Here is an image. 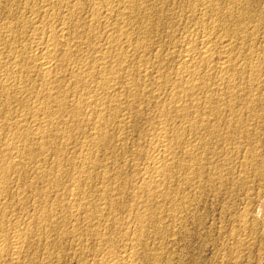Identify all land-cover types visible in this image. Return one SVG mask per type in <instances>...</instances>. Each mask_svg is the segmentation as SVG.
Returning a JSON list of instances; mask_svg holds the SVG:
<instances>
[{
  "label": "bare ground",
  "instance_id": "6f19581e",
  "mask_svg": "<svg viewBox=\"0 0 264 264\" xmlns=\"http://www.w3.org/2000/svg\"><path fill=\"white\" fill-rule=\"evenodd\" d=\"M22 12L30 34L24 20L1 28L0 264L176 259L204 198L258 160L264 8L33 0ZM142 117L157 124L130 138ZM250 207L236 220L260 236Z\"/></svg>",
  "mask_w": 264,
  "mask_h": 264
},
{
  "label": "rangeland",
  "instance_id": "374dc122",
  "mask_svg": "<svg viewBox=\"0 0 264 264\" xmlns=\"http://www.w3.org/2000/svg\"><path fill=\"white\" fill-rule=\"evenodd\" d=\"M32 1L0 0V51L5 48L4 41L1 40L5 34L1 32V28L6 24L24 20L27 34L32 32V15L22 12ZM249 3L254 9L264 8V0H249ZM23 44L24 42L19 40L14 43L16 46ZM5 61L0 58V64ZM149 107L143 105V110L147 109L148 117H153L154 109ZM156 122L157 120L147 122L143 117L137 118L140 128L137 130L129 126L127 133L132 139L139 138L142 128H153ZM256 136L258 141L251 154L258 160L245 166L241 170V179L231 183L228 190L222 192L223 195L204 198L206 205L202 207L201 203L196 213L200 220H189L185 224V234L180 237V243L172 249L176 259L170 262V257L159 255L158 264H264V232L260 236L251 234L236 220L238 216L245 214L244 206L250 204V217L256 216L264 223V129L258 130ZM147 153L146 149H141L138 150L137 156L142 159ZM237 170H240L238 166L235 168V171ZM131 171L130 168L129 172L132 173ZM260 195L263 196L262 202L258 200ZM232 232L235 235H232ZM59 242L64 248L63 241ZM240 242L247 243L248 247L244 249L239 245ZM152 258L150 255L145 257L146 264H156ZM68 260L76 264L74 259ZM64 262L65 260L62 261Z\"/></svg>",
  "mask_w": 264,
  "mask_h": 264
}]
</instances>
